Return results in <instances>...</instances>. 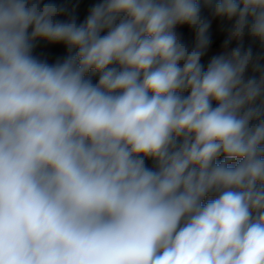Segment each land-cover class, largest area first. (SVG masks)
Instances as JSON below:
<instances>
[{"label": "clouds", "instance_id": "obj_1", "mask_svg": "<svg viewBox=\"0 0 264 264\" xmlns=\"http://www.w3.org/2000/svg\"><path fill=\"white\" fill-rule=\"evenodd\" d=\"M81 2L0 0V264H264V0Z\"/></svg>", "mask_w": 264, "mask_h": 264}, {"label": "trees", "instance_id": "obj_2", "mask_svg": "<svg viewBox=\"0 0 264 264\" xmlns=\"http://www.w3.org/2000/svg\"><path fill=\"white\" fill-rule=\"evenodd\" d=\"M89 3H90V0H82V2H81L82 8H81V10H79L81 19H83L84 15H86L87 6ZM217 41H219V39Z\"/></svg>", "mask_w": 264, "mask_h": 264}, {"label": "rangeland", "instance_id": "obj_3", "mask_svg": "<svg viewBox=\"0 0 264 264\" xmlns=\"http://www.w3.org/2000/svg\"><path fill=\"white\" fill-rule=\"evenodd\" d=\"M81 8H82V6L80 5V9L79 10H81ZM54 55V54H53Z\"/></svg>", "mask_w": 264, "mask_h": 264}, {"label": "built area", "instance_id": "obj_4", "mask_svg": "<svg viewBox=\"0 0 264 264\" xmlns=\"http://www.w3.org/2000/svg\"><path fill=\"white\" fill-rule=\"evenodd\" d=\"M219 43V41H217V44Z\"/></svg>", "mask_w": 264, "mask_h": 264}]
</instances>
